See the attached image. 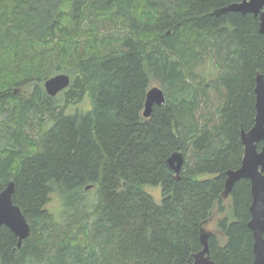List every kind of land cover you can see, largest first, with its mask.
I'll list each match as a JSON object with an SVG mask.
<instances>
[{
	"label": "trees",
	"instance_id": "1",
	"mask_svg": "<svg viewBox=\"0 0 264 264\" xmlns=\"http://www.w3.org/2000/svg\"><path fill=\"white\" fill-rule=\"evenodd\" d=\"M238 1L0 0V193L15 181L31 225L21 246L0 226V264H187L216 211L211 257L254 264L250 180L223 196L264 72L259 17L216 13ZM60 72L72 78L62 98L44 87ZM151 76L166 102L145 117Z\"/></svg>",
	"mask_w": 264,
	"mask_h": 264
},
{
	"label": "water",
	"instance_id": "2",
	"mask_svg": "<svg viewBox=\"0 0 264 264\" xmlns=\"http://www.w3.org/2000/svg\"><path fill=\"white\" fill-rule=\"evenodd\" d=\"M237 11L253 13L260 19V33L264 36V0H241L230 3L216 10V13ZM72 78L66 72L57 73L44 82L47 93L57 96L71 84ZM257 114L254 126L242 132L245 153L242 165L238 169H229L225 183L224 197H228L239 180L246 178L251 182L252 204L249 227L254 234V264H264V72L256 78ZM166 102L165 91L160 86H153L147 93L144 116L150 117L156 104ZM261 145V146H260ZM169 166L179 175L185 155L182 151H175L168 158ZM90 188V186H88ZM15 181L10 180L0 193V226H8L18 236V246L31 234V225L20 205L13 199ZM212 231L201 230L203 248L196 252L187 264H219L210 253L209 238Z\"/></svg>",
	"mask_w": 264,
	"mask_h": 264
},
{
	"label": "rangeland",
	"instance_id": "3",
	"mask_svg": "<svg viewBox=\"0 0 264 264\" xmlns=\"http://www.w3.org/2000/svg\"><path fill=\"white\" fill-rule=\"evenodd\" d=\"M208 67V66H207ZM206 68V67H205ZM209 72H212L213 70H211L210 68L208 69ZM153 86H160L162 87V82L157 79L154 76H151V87ZM163 88V87H162ZM22 93L24 94H28L32 91V87H26L24 89L21 90ZM58 98H62V94L59 93L58 94ZM92 105L90 103L89 99H85L82 104H81V108L84 110H89L91 109ZM4 121V117L0 116V122ZM50 124V123H49ZM35 135H39L40 134V130L36 129L35 131L31 130ZM145 189L152 193L155 197V199L157 200V202L161 203L163 200V193H162V187L160 185H145ZM88 199L91 203H94L97 201L98 199V193L97 190L95 189H91L89 190V192L87 193ZM225 198V203L228 204L230 203L231 199L230 197H224ZM48 208L58 217V219L61 222H65L66 221V214L63 212V203L61 201V199H59L57 196H55L53 198V200L49 203ZM221 216L220 213H218L217 211L215 212L214 217H212L211 221L208 222V224L206 225L207 230L209 231H213L215 232L217 235L220 234V231L218 229V224H217V220L218 218Z\"/></svg>",
	"mask_w": 264,
	"mask_h": 264
},
{
	"label": "bare ground",
	"instance_id": "4",
	"mask_svg": "<svg viewBox=\"0 0 264 264\" xmlns=\"http://www.w3.org/2000/svg\"><path fill=\"white\" fill-rule=\"evenodd\" d=\"M88 188V187H87Z\"/></svg>",
	"mask_w": 264,
	"mask_h": 264
}]
</instances>
